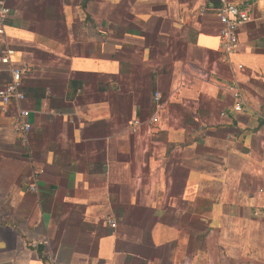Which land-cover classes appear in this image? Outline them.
Returning <instances> with one entry per match:
<instances>
[{
	"label": "crops",
	"instance_id": "1",
	"mask_svg": "<svg viewBox=\"0 0 264 264\" xmlns=\"http://www.w3.org/2000/svg\"><path fill=\"white\" fill-rule=\"evenodd\" d=\"M227 1L222 60L218 0H5L0 264H264V0Z\"/></svg>",
	"mask_w": 264,
	"mask_h": 264
},
{
	"label": "built area",
	"instance_id": "2",
	"mask_svg": "<svg viewBox=\"0 0 264 264\" xmlns=\"http://www.w3.org/2000/svg\"><path fill=\"white\" fill-rule=\"evenodd\" d=\"M220 3L219 8L216 11V16L221 24L219 30L220 51L222 54V60H227L228 56L234 53L238 47L237 31L238 27L251 20V14L249 9L241 8L235 4L228 2L227 0H218ZM9 9L5 4V0H0V38H3L5 21L8 16ZM13 50L10 47H5L0 51V66H5L9 72V80L0 88V99L2 102V110H5L6 105L11 101L21 103L24 101V94L20 90L21 79L24 73L29 69L27 67L15 68L11 65L10 56ZM241 68V66H239ZM1 74V70H0ZM226 90L232 97V108L235 112H241L243 110L244 101L240 91L235 86H228ZM153 99L159 106L161 100V94L159 92L154 93ZM29 112L19 107L18 112L12 122V129L15 132L28 133L31 125L27 121ZM158 120L157 115H154L151 119V123H156ZM132 126H137V121L132 123ZM261 163L264 168V148L261 153ZM38 174L34 173L29 177L28 190L35 192L37 189ZM111 228L116 227V223L113 219L107 218ZM45 241H38L32 245H43Z\"/></svg>",
	"mask_w": 264,
	"mask_h": 264
}]
</instances>
